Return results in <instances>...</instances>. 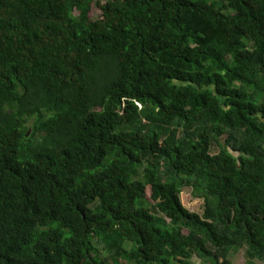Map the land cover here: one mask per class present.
Wrapping results in <instances>:
<instances>
[{"label": "trees", "instance_id": "16d2710c", "mask_svg": "<svg viewBox=\"0 0 264 264\" xmlns=\"http://www.w3.org/2000/svg\"><path fill=\"white\" fill-rule=\"evenodd\" d=\"M91 3L0 0V264H264V0Z\"/></svg>", "mask_w": 264, "mask_h": 264}, {"label": "rangeland", "instance_id": "374dc122", "mask_svg": "<svg viewBox=\"0 0 264 264\" xmlns=\"http://www.w3.org/2000/svg\"><path fill=\"white\" fill-rule=\"evenodd\" d=\"M100 1L102 4L105 3V0H92L91 3V12H90V17L92 19H96L98 17H100L101 15V11L98 9V7L96 6V3ZM213 2H217V3H222V0H212ZM81 12L77 9H75L73 11V14L75 15H79ZM222 144H225V139L222 140ZM219 153V149L218 148H213L212 149V154L213 155H217ZM181 199L182 202L184 204V206H186L190 211L192 212H197L199 214H202L203 212V198H201L193 189L191 188H187V189H182L181 192ZM99 250L101 252L102 256H105V253L103 252V249L101 247H99ZM231 259L233 261L234 264H245L246 262V253H245V249L243 248H238L234 251L231 252ZM192 264H207L206 262L198 259V258H193L192 259Z\"/></svg>", "mask_w": 264, "mask_h": 264}]
</instances>
